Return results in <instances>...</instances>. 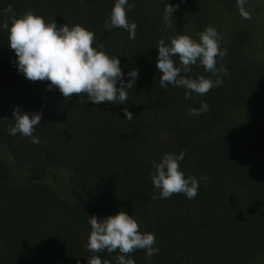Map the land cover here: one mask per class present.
Wrapping results in <instances>:
<instances>
[{
  "label": "trees",
  "instance_id": "obj_1",
  "mask_svg": "<svg viewBox=\"0 0 264 264\" xmlns=\"http://www.w3.org/2000/svg\"><path fill=\"white\" fill-rule=\"evenodd\" d=\"M115 0H0V264H87L99 255L117 264L119 250L87 248L88 216L124 210L141 232L156 237L151 264H264V0H246L244 19L236 0H128L137 25L130 40L122 28L105 30ZM178 5L163 19L166 4ZM31 10L57 27L80 24L94 32L96 47L119 56L123 79L138 77L125 104H93L86 95L65 99L48 81H29L16 66L2 22ZM11 21L9 20V24ZM206 26L222 37L228 73L205 95L160 87L157 43L183 33L197 38ZM174 59L179 63L178 58ZM203 74L193 66L188 75ZM209 110L189 115V108ZM42 112L30 137L10 135L13 109ZM127 107L133 119L125 118ZM185 151L180 169L199 180L198 195L151 197L152 162ZM19 173L20 181H17ZM148 264L144 250L129 254Z\"/></svg>",
  "mask_w": 264,
  "mask_h": 264
},
{
  "label": "clouds",
  "instance_id": "obj_2",
  "mask_svg": "<svg viewBox=\"0 0 264 264\" xmlns=\"http://www.w3.org/2000/svg\"><path fill=\"white\" fill-rule=\"evenodd\" d=\"M236 3L240 15L244 19H251V14L244 7L246 0H236ZM131 7L134 5H129L128 0H115L104 29L111 31L113 28H122L128 32L130 40L135 39L137 25L128 20L126 11ZM177 8L178 5L166 4L163 16L166 25ZM5 12L11 14L2 22L3 28L8 31V45L16 54L18 71L29 81H48L47 90L51 91L55 87L65 99H71L75 94L86 95L93 104H125L128 101V90L133 88L138 71L132 69L128 73L130 79L125 83L119 56H109L103 44L94 47V32L80 24L57 27L54 20L45 22L31 10L16 16L11 5ZM197 38L177 33L170 38V43L160 38L156 47V68L161 73L160 87L164 90L170 84L182 87L186 90L185 99L192 98V93L202 96L219 87L223 82L221 74L228 73L223 65L217 67V58H224L228 51L221 48L222 37L218 31L213 26H206L197 33ZM174 57L178 58V64ZM193 66H203L204 71L216 79L206 78L203 74L188 75L192 73ZM208 110L209 105L202 100L200 108H189L188 114L201 115ZM122 111L126 119L134 118L127 107ZM41 115L42 112L29 114L21 112L18 107L14 108V126L8 129L9 134L14 136L19 133L38 144L39 140L33 136V132L40 124ZM185 154L183 150L179 154L169 152L159 162H152L154 171L150 173L151 182L159 190L158 194L153 193V200L171 198L173 194H184L188 199H194L198 195L199 180L207 183L206 175L199 179L195 176L185 177L180 169ZM87 223L91 229L88 250L92 253L119 250L117 264H135L129 254L136 250H144L145 258L151 264L152 256L159 251L155 247V235L141 232L137 220L122 209L104 218L93 214L88 216ZM87 264H109V261H102L99 255H92Z\"/></svg>",
  "mask_w": 264,
  "mask_h": 264
},
{
  "label": "rangeland",
  "instance_id": "obj_3",
  "mask_svg": "<svg viewBox=\"0 0 264 264\" xmlns=\"http://www.w3.org/2000/svg\"><path fill=\"white\" fill-rule=\"evenodd\" d=\"M0 158L3 159V160H5L7 163L10 161L9 158L7 157L6 152L3 150L1 144H0ZM16 178H17V181H20V179H19V173H18V175H17Z\"/></svg>",
  "mask_w": 264,
  "mask_h": 264
}]
</instances>
